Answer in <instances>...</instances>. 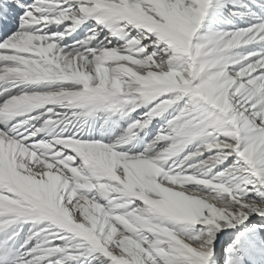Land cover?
Returning a JSON list of instances; mask_svg holds the SVG:
<instances>
[{"label":"snow or ice","instance_id":"6c2138e0","mask_svg":"<svg viewBox=\"0 0 264 264\" xmlns=\"http://www.w3.org/2000/svg\"><path fill=\"white\" fill-rule=\"evenodd\" d=\"M0 264H264V0H0Z\"/></svg>","mask_w":264,"mask_h":264}]
</instances>
